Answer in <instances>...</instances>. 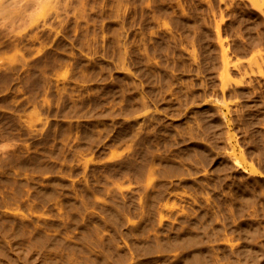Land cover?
I'll use <instances>...</instances> for the list:
<instances>
[{"label":"rangeland","instance_id":"1","mask_svg":"<svg viewBox=\"0 0 264 264\" xmlns=\"http://www.w3.org/2000/svg\"><path fill=\"white\" fill-rule=\"evenodd\" d=\"M0 264H264V2L0 0Z\"/></svg>","mask_w":264,"mask_h":264},{"label":"bare ground","instance_id":"2","mask_svg":"<svg viewBox=\"0 0 264 264\" xmlns=\"http://www.w3.org/2000/svg\"><path fill=\"white\" fill-rule=\"evenodd\" d=\"M261 1L264 2V0H252V2H253L254 4H257L258 2H261Z\"/></svg>","mask_w":264,"mask_h":264}]
</instances>
